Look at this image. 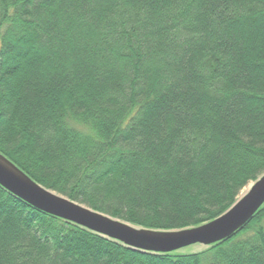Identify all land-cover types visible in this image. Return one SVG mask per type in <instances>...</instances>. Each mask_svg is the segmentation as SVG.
<instances>
[{
    "label": "trees",
    "instance_id": "1",
    "mask_svg": "<svg viewBox=\"0 0 264 264\" xmlns=\"http://www.w3.org/2000/svg\"><path fill=\"white\" fill-rule=\"evenodd\" d=\"M0 153L140 228L216 218L264 172V0H0ZM0 264H264V203L155 253L0 186Z\"/></svg>",
    "mask_w": 264,
    "mask_h": 264
},
{
    "label": "water",
    "instance_id": "2",
    "mask_svg": "<svg viewBox=\"0 0 264 264\" xmlns=\"http://www.w3.org/2000/svg\"><path fill=\"white\" fill-rule=\"evenodd\" d=\"M0 186L32 207L132 249L169 253L192 245L219 242L240 229L264 203V172L216 218L176 230L140 228L96 212L33 181L0 153Z\"/></svg>",
    "mask_w": 264,
    "mask_h": 264
},
{
    "label": "rangeland",
    "instance_id": "3",
    "mask_svg": "<svg viewBox=\"0 0 264 264\" xmlns=\"http://www.w3.org/2000/svg\"><path fill=\"white\" fill-rule=\"evenodd\" d=\"M250 184H251V182L250 183H248L242 190H241V192H240V194L239 195H241V194H243L245 191H246V189L250 186ZM202 248V246H200V245H192V246H188V247H185V248H183V249H181V250H179V251H197V250H199V249H201Z\"/></svg>",
    "mask_w": 264,
    "mask_h": 264
}]
</instances>
